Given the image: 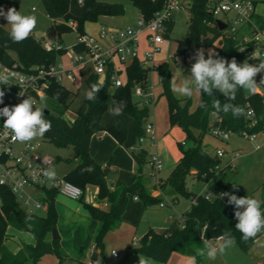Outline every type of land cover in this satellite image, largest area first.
Segmentation results:
<instances>
[{
    "label": "trees",
    "instance_id": "trees-1",
    "mask_svg": "<svg viewBox=\"0 0 264 264\" xmlns=\"http://www.w3.org/2000/svg\"><path fill=\"white\" fill-rule=\"evenodd\" d=\"M141 15L147 19L152 18L155 13L164 7V0H131ZM208 0H191L189 7L188 32L185 38L178 40L175 56H182L186 64L191 68L194 63L193 54L197 49H213L219 57L228 61L233 58L238 64L245 60L252 64L249 57L259 44L255 41L241 43L236 33H229L227 30H220L215 24L216 17L207 9ZM264 2L257 0L256 4ZM47 14L54 22L47 29V38H38L30 35L22 43H13L9 37L10 31L0 24V60L12 65L17 63L24 71H30L36 66H49L58 62V57L63 55L65 50L48 51L44 47L45 39L56 40L63 34L73 31L68 24L69 20L76 23L77 32L85 33L87 22H96L99 17L105 15L121 16L125 14V6L122 2H105L100 0H83L80 5L78 0H43ZM11 0H0V7L8 8ZM254 25L258 30L264 31V15L256 14L253 17ZM174 26L173 18L167 22L165 37L169 35ZM77 52H82L80 45L74 44ZM188 58V60H187ZM208 58V56H207ZM253 65V64H252ZM161 74L163 92L168 99L170 122L172 125H179L192 137L194 144L188 149L183 148L180 143L181 157L174 165L169 176L161 183L162 187H171L177 196L184 195L191 197L190 209L182 217L174 219L167 228L162 231L149 230L142 238L138 246L129 247L124 258L133 254H139L145 259L157 260L166 263L173 252L195 256L197 263H202L206 256H199L197 253L205 248L201 238L204 225L208 224V231L204 233V239L212 242L223 232L230 231L236 239V243L244 251H249L257 237L244 241L241 238L235 225L238 223L234 216V205L228 204L227 197L219 198V193L228 192L236 195V191L229 188L224 181L223 172L228 165L222 167L218 172L216 166L221 163V157L216 152L211 153L203 144V136L211 133L213 127L220 126L231 132L248 131L250 133L264 132V90L257 94H246L243 88H238L237 97L234 101L228 100L219 91L214 90L212 97L199 92V102L194 110H191L192 99L190 97L179 98L170 87L171 69L167 61L155 66ZM150 69L144 68L137 60H134L127 68V81L111 91L112 68L109 67L106 77L100 81L94 71L85 79L84 83L90 89L91 84L103 82V88L99 91L96 101L86 99V94L75 110V117L68 120L65 115L71 109L74 101L73 92L59 81L52 79L45 92L46 101H42L44 118L51 122V130L43 136L58 147L72 146L74 156L64 159L67 162H74V166L64 176L67 180L80 186L84 194L79 201L94 219L100 222V229L95 238V246L102 248L106 234L116 229L123 222V213L132 195L142 201L144 208L154 203H159L161 198L150 194L146 189V181L150 174L148 167L149 151L138 145V150L131 151L137 165L136 179L132 184H123L118 187H111L107 179L108 165L104 166L97 162L91 154L92 137L100 131H108L119 143H124L127 132L119 129L116 125L105 126L103 117L109 107V100L118 104L123 101L125 107L123 113L133 117L135 121V138L145 135V123L149 117V106L141 105L134 99L133 89L140 83L145 86ZM264 79V73H259L255 81L260 83ZM264 86V85H262ZM1 90V86H0ZM58 94V99H57ZM213 98L219 99L221 104L229 102L245 107L249 102L256 112L257 123L252 125L251 121L244 116L234 119L231 114L220 112L214 115ZM207 104V110L200 107L201 103ZM193 130L199 131V136L193 134ZM60 161L57 158L55 162ZM93 166L91 173L82 172L87 166ZM197 173L198 180L208 183L207 191L213 194L212 199H207L204 194H197L187 186V178L192 171ZM152 177V176H151ZM90 186L97 187V200H107L108 209L88 202L84 195ZM2 201L0 207L3 214H0V264H37L46 254H54L60 261L67 257L61 244L60 238L53 237V229L56 228L58 213L55 205L57 192L47 191L46 215L41 216L31 213L22 208L16 201L15 195L7 187H0ZM264 211V202L261 203ZM243 211V209H240ZM14 227L20 231L28 232L35 238L34 243H22L17 252L11 251L5 242L9 238L8 228ZM264 260V258H263Z\"/></svg>",
    "mask_w": 264,
    "mask_h": 264
},
{
    "label": "rangeland",
    "instance_id": "rangeland-1",
    "mask_svg": "<svg viewBox=\"0 0 264 264\" xmlns=\"http://www.w3.org/2000/svg\"><path fill=\"white\" fill-rule=\"evenodd\" d=\"M105 2H122L126 8V13L122 17H128V19H134L135 16L140 14L139 9L134 6L131 0H100ZM264 6V4L259 5V9ZM9 8H15L17 11H20L24 15H35L37 17V25L32 35L37 36L38 38H47V29L48 27L54 22L53 18L47 14L46 8L44 6L43 0H11V4L8 8L3 9L5 12ZM188 18H189V6L184 3V7L178 8L174 11L173 20L174 26L170 31L169 35L165 37L164 42L160 47V51L155 56L154 64L155 66L162 63L164 60H168L172 66L171 72V79L176 73L180 79L187 77L185 72L191 73L186 69V63L182 56L177 57V61L172 59V55L176 53V49L178 46V40L183 39L186 37L188 32ZM72 21L69 20L68 24L72 27L73 31L67 32L62 35L61 38L56 39V42H61L67 51L58 57V62H64L68 64V58L72 52V46L77 41V28H74ZM100 22V21H99ZM88 23L86 26V30L89 32H95L98 28H100V23ZM0 23L3 27L10 31L11 26L8 25V21L3 17L0 16ZM117 24V25H116ZM115 26H125L126 23L120 25L116 23ZM249 34L248 28L245 27L241 29L238 34L237 38L240 42H243L244 36ZM51 40V39H45ZM210 50V49H208ZM208 50L205 53V58L207 59ZM213 50V49H211ZM153 66L148 71V77L145 82V86L155 94V101L148 105L150 112L149 117L153 119L156 125H158V133L156 134V142L162 138H165V144L170 149V152H180V143L184 142L183 148L188 149L190 146L194 144V140L192 137H188L186 132L184 133L180 126L172 125L170 122V113L168 108V99L163 92V85L160 84L161 74L157 68ZM182 74H181V71ZM94 71L92 63H89L83 70L77 72V80L75 83L66 82V85L72 89L73 91L77 92L76 95H73L74 101L71 105V109L66 113L65 117L68 120H72L75 116V110L81 104L86 92L88 91V86L83 82L84 79ZM183 75V76H182ZM191 75V74H190ZM258 85L260 83L256 82ZM112 88V87H111ZM110 88V89H111ZM259 88L264 90V86L260 85ZM113 89V88H112ZM246 94H249L246 89H244ZM133 96L135 100H138L135 96L134 89H133ZM182 97V96H181ZM192 99V107L197 106L199 102V92H193V96L190 97ZM114 106L113 99L109 100V107L103 117V124L105 126H109L111 124L116 125L117 128H121L127 132L126 138V145L123 150L126 153V156H132L131 148L134 147L132 143L136 140L135 137V121L133 117L122 114L119 116H114L109 113V108ZM39 108H43V105ZM148 121V120H147ZM123 126V127H120ZM173 127H177L176 132L170 134V129ZM131 133H130V132ZM180 131V132H179ZM100 134L105 133V131L98 132ZM133 133V134H132ZM169 133V134H168ZM107 134V133H106ZM110 135V133H108ZM131 134V135H129ZM193 134L195 136H199L198 130H193ZM34 142H38L39 146L37 148V153L42 154H49L50 156L54 157L55 160L60 158V161L55 162L54 168L60 174L66 173L71 167H73L72 162H67L64 159H69L74 156V149L72 146L68 147H58L48 141H45L44 138H36L33 140ZM137 141V140H136ZM128 142V143H127ZM124 143V144H125ZM139 145V143H136ZM142 147L145 144H148L147 141L142 143ZM203 144L207 150L211 153H215L217 149H223L226 151V154L221 157V167H224L231 163L232 166H228L225 171L223 172L224 181L228 184L229 188L233 191H236L239 197H253L258 199L261 203L264 202V132H256L254 138H250L248 136L243 135L240 132H231L230 137L228 140H222L212 133H207L203 136ZM99 145V144H98ZM140 146V145H139ZM104 144L99 145V151L102 155V160H104L105 164L110 159V156L114 155V150L105 148L108 151H105ZM148 151H151L152 148L148 145ZM137 151L138 149H134ZM234 154V156L231 155ZM237 154V155H235ZM100 155V156H101ZM131 155V156H130ZM164 158V157H163ZM112 161L116 163L119 162V159L113 158ZM123 159L120 161L122 164ZM119 162V164H120ZM120 164V166H122ZM119 168V165H118ZM125 168V167H123ZM170 171V168L165 167V169L161 172L162 177L166 176V174ZM130 172V171H128ZM113 172L108 171L109 176V183L113 182L114 175ZM107 174V175H108ZM159 177V174H158ZM153 178V177H152ZM134 182V181H133ZM132 182V183H133ZM129 183V184H132ZM188 186L191 190H193L197 194H204L207 191L208 183L197 180L193 176L189 175L187 178ZM235 184V187L233 186ZM128 185V184H127ZM161 185V184H160ZM162 187V186H161ZM163 188V187H162ZM167 190L173 192V189L167 186ZM88 194L86 193L84 197L88 198L89 191L87 190ZM173 194V193H172ZM171 193L163 194V199L167 206L160 207L158 203L152 204L149 208L146 209L145 215L142 219V222L136 228L137 233H135V237L138 239V242L142 240L144 234L147 230L150 229V226L155 228L157 231H162L171 220L170 217L172 215L178 217L185 213L192 202L191 197H187L184 195H179L178 200L172 199ZM61 195V194H59ZM165 195V196H164ZM65 200L76 203H80L79 200H74L68 198L64 195ZM38 215L44 216L46 215V210H38L34 211ZM0 214H3V210L0 207ZM153 221L154 224L150 225L149 221ZM57 233L60 236L62 247L64 251L69 255V258L62 264H80L78 259V253L81 252L80 250H84L81 248V244H77L73 241L74 234L71 232H67L69 226L66 223L59 222L56 226ZM13 235V239H7L5 245L13 252H17L18 250V243L22 245V243H34L35 238L32 234L28 232L20 231L14 227H9ZM9 233V231H7ZM62 232V233H61ZM111 235V234H110ZM108 237V236H107ZM134 238V237H133ZM11 240V241H10ZM121 241L118 240V237L109 236V238H105L104 244L106 248L104 249V256L106 259L109 257L112 248H114L120 257L117 259V262L114 264H127L126 258H124L125 253L121 250L120 243ZM213 245H217L218 241L215 240L211 242ZM94 251V250H93ZM92 254V253H91ZM89 258L91 261H95L97 264H102V254L99 251H95L94 255L89 254ZM264 258V233L259 236L253 245V247L249 251H244L241 247L236 243V245L226 251L224 255H218L215 260H209L207 257L204 258L201 264H257ZM42 260V259H41ZM40 262V261H39ZM108 262V261H107ZM49 264V261L48 263Z\"/></svg>",
    "mask_w": 264,
    "mask_h": 264
},
{
    "label": "built area",
    "instance_id": "built-area-1",
    "mask_svg": "<svg viewBox=\"0 0 264 264\" xmlns=\"http://www.w3.org/2000/svg\"><path fill=\"white\" fill-rule=\"evenodd\" d=\"M256 1L208 0L207 9L216 17V25H218L217 19L226 23L225 30L229 33H236L247 27L249 34L244 36L241 43L257 42L259 46L250 53V57L255 52L260 59L264 60V31L258 30L253 22V17L257 14ZM184 3L190 7L191 0H164V7L150 19L141 15L132 25L123 27L102 25L96 34L77 33L75 44L82 46L83 51L77 52L73 45L69 64L57 62L49 66H36L27 72L22 70L17 63L7 65L0 60V74H6L9 77L7 85L0 83L1 90L5 93L3 103H0V109L5 106L11 108L28 97L34 100V107L39 108L40 105H43L41 97L45 95L52 79L62 84L66 79L75 83L77 71L83 70L89 63H92L94 72L98 74L100 81L106 77L108 69L111 67L112 87L122 86L124 81L121 78L118 63L125 66L137 60L146 69L155 66V56L165 40L167 22L173 18L176 9L184 7ZM70 24L76 28L75 22ZM142 39L146 42L145 48L141 47ZM44 47L48 51H67L61 42L55 40H45ZM259 58L250 59V61L253 65H258L261 62ZM134 93L141 105H150L155 101V94L143 84H136ZM246 111L251 112V115L247 117L251 124H256V112L249 102L246 104ZM5 119L0 116V187L10 189L18 204L31 213L46 210L48 190H55L58 194L80 200L84 194L83 189L67 180L64 175L57 174L55 181H49L43 177L42 170L49 166L53 167L55 158L49 154H38V142L20 143L14 141L11 132L4 128ZM144 127L145 135L139 137L137 142L141 146L143 142L149 140L151 145H155L154 123L147 121ZM210 132L222 140H228L231 133L230 130L220 126L211 128ZM241 133L250 138H254L256 135V133L248 131ZM138 148L136 144L131 148V151ZM216 154L223 157L226 151L217 149ZM231 155L234 156L233 153ZM228 166H232L231 163ZM148 167L151 176L158 179V174L163 169V159L157 152L149 153ZM216 169L218 172H222L221 165L216 166ZM204 195L207 199L214 197L210 191H206ZM1 201L0 194V205ZM163 205L164 203H161V206ZM180 221L183 225L184 218L181 217ZM133 245H139L136 237L133 239ZM114 256H118V254L115 252ZM257 264H264V260L262 259Z\"/></svg>",
    "mask_w": 264,
    "mask_h": 264
},
{
    "label": "clouds",
    "instance_id": "clouds-1",
    "mask_svg": "<svg viewBox=\"0 0 264 264\" xmlns=\"http://www.w3.org/2000/svg\"><path fill=\"white\" fill-rule=\"evenodd\" d=\"M80 5L83 0H78ZM0 16H3L8 25L11 26L9 37L13 43H22L34 31L37 25V17L35 15H24L15 8H9L6 12L0 7ZM259 56L253 52L250 59H257ZM194 63L191 64V75L181 80L174 73L170 87L174 94L182 97H192L194 90L203 92L212 97L213 91L217 90L223 94L228 100L234 101L237 97L238 88H243L249 94H257L260 85H264V79H261L258 85L255 77L259 73H264V60L260 59L258 65L249 64L245 60L242 64H238L235 58L228 61L219 57L213 50H208V58H205L203 49H197L193 54ZM181 71V70H180ZM182 74V71H181ZM9 77L6 74H0V83L8 84ZM103 88V82L93 83L86 92V99L96 101L99 91ZM5 93L0 90V103H3ZM47 97L42 96L41 100L46 101ZM58 99V94H57ZM34 100L30 97L24 99L18 105L11 108L5 106L0 109V116L5 117L4 128L9 130L14 141L20 143H29L36 138H42L46 132L51 130V122L44 118L45 112L43 108L34 107ZM125 104L123 101L109 108V113L114 116L123 114ZM201 108L207 110V104L201 103ZM214 115L218 116L220 112L231 114L234 119L241 116L247 118L251 115L250 111H246L244 106L234 103H223L219 99L213 98ZM95 169L93 166H87L82 172L91 173ZM42 175L49 181H55L56 170L49 166L42 170ZM235 187V184H233ZM227 197L228 204L234 205V216L237 219L236 230L241 233L244 241L257 237L258 234L264 233V211L261 209V202L253 197H237L228 192L219 193V198ZM240 209H243L241 211ZM208 231V224L204 225L201 232V238L204 241L205 248L200 250L197 255L206 256L209 260H215L218 255H224L226 251L236 245V239L230 231L223 232L217 237L218 244L213 245L209 240L204 239V233ZM115 255V252L112 253ZM139 264H149L147 259L139 258ZM189 264H196V257H191Z\"/></svg>",
    "mask_w": 264,
    "mask_h": 264
},
{
    "label": "crops",
    "instance_id": "crops-1",
    "mask_svg": "<svg viewBox=\"0 0 264 264\" xmlns=\"http://www.w3.org/2000/svg\"><path fill=\"white\" fill-rule=\"evenodd\" d=\"M260 4H264V2H259L257 4V13L264 15V6H262L259 9V5ZM125 13H126V8H125ZM122 16L123 15H121V16L105 15V16L99 17L98 21H96V22L100 21L99 22L100 23L99 27H101L102 25L114 26V27H123V26H115V24L118 23V24L122 25V24L126 23L125 26L132 25L141 16V13L138 16H135L134 19L133 18L132 19H128V17H122ZM96 22H87L85 24V32H89V31L86 30V26H87L88 23H96ZM98 31H99V28L95 32H89V33L96 34V33H98ZM141 47L142 48L146 47V42H145L144 39H142ZM70 57L71 56H69V58H68V64L70 62V60H69ZM177 57L178 56H175V54L172 55V59L174 61H177ZM184 60H185V58H184ZM165 61H167L169 63V66H170V69H171V72H172V66H171L170 62L168 60H164L163 62H165ZM184 62L186 63V61H184ZM177 64H178V61H177ZM128 66L129 65H125L124 66V65H121L120 63H118V67L121 70L120 75H121V78L123 79L124 83L127 81V68H128ZM185 68L186 69L188 68V71L190 70V68L188 67L187 64H186ZM77 72H80V71H77ZM190 74L191 73L185 72V75L187 77L190 76ZM66 82H69V83H72V82L69 81L68 79H66L65 83L63 84L68 89H70L66 85ZM159 83L161 84V80H160ZM112 88H111V91L114 90V87H112ZM70 90L73 91L72 89H70ZM258 91L260 92V91H262V89L258 88ZM73 92H75V91H73ZM175 95L177 97H179V98H184V97H181V96H179L177 94H175ZM168 108H169V105H168ZM195 108H196V106L191 108V110H194ZM148 121H151V122L154 123V125H155V135H156L158 133V131H159L158 125L155 124L153 119L148 118ZM120 127H123V126H120ZM176 128L177 127H173V129H170V131H169L170 134L173 133V132H176V130H179V129H176ZM180 128L184 132L182 127H180ZM104 131H105V133H102V134L97 133V134H95L92 137V140H91V154H92V156L95 158V160L97 162L101 163L102 165H104V166L108 165L109 173L113 172L112 174L114 175V179H113V182H112L113 186L110 185L111 187H115L116 188V187H118L120 185H123V184L132 183L133 181H135L136 174H137V165H136V162H135L133 156L130 155L131 157H129V160H128V157L126 156V153L123 150V148H125L124 145H126V143L125 142H124L125 144L124 143H122V144L119 143L116 140L115 137H113L111 134L110 135L108 134L109 133L108 131H106V130H104ZM129 135H131V134H129ZM165 138H162V139L158 140L155 143V145H151L150 141L146 140L148 142V144L144 145V148H146V149L148 148V145L152 148V150L149 151V153L150 152H157L158 155L163 159V169L159 172L158 179H154L151 176H149L147 178V181H146V189H147V191L150 194L155 195V196H159L161 198L160 202L158 203L160 207L167 206L165 204L164 199L162 198L163 194H165L167 192L171 193V194L173 193L172 194V199L173 200H178V196H177V194L175 193L174 190H173V192L168 191L167 190V186L162 188L161 185H160L169 176V174L172 171L174 165L178 162V160L181 157V151L180 152L179 151L178 152H174V153L170 152V149L165 144ZM136 143H137V141L135 140L134 143H132V144L136 145ZM98 144L99 145L100 144H104L105 148H109V149H113L114 150V152H113L114 155L112 154L110 156V159L108 160V162H106V164H105L104 160H102L103 158H102V155H101V153L99 151V145ZM105 148H103V149H105ZM105 151H108V150L105 149ZM113 158L119 159V162L123 159L122 164L120 162V164L122 166H120L119 162L116 163L115 161H112ZM72 165L74 166V162L72 163ZM118 165H119V168H118ZM123 167H125V168H123ZM165 167L170 168V171L166 174V176L162 177L161 172L165 169ZM71 169H72V167L69 170H71ZM68 171H66V173ZM128 171H130V172H128ZM56 173L58 175H62L59 172H57V170H56ZM66 173H64L63 175H65ZM109 176L110 175L108 174L107 175V179L108 180H109ZM191 176H193L195 179L198 180L197 173H196L195 170L192 171ZM187 186H188V183H187ZM188 188L190 189L189 186H188ZM88 191H89V195L90 196H88V198L85 197L84 200H86L88 202H91V203H94L96 205H99L103 209H108L109 208V203H108L107 200L102 201V202L101 201L99 202L97 200V187L90 186L88 188ZM87 194H88V192H87ZM80 203L81 204L76 203L75 201H73V202L67 201V200L64 199V197H62L58 193H57L56 199H55V205H56V209H57V213H58V221L62 222V223H66L69 226V229L67 230V232H71L72 234H74L73 241L75 243H77V244H81V248L84 249V250H80L81 252H79L77 254L78 257H79V259H78L79 263L80 264H90V263L97 264L95 261L93 262L89 258V254L90 255H94V252L97 250V251H99L102 254V261H103L102 264H114L115 262H117V259L120 257V255L117 253V251L114 248H112L110 254L108 255L109 257L106 259V257L104 256V249L106 248L105 244H104V246L102 248H97L95 246V238H96V235H97V233H98V231L100 229V222L98 220L94 219L93 217H91V215L88 213V211L84 208L83 203L81 201H80ZM161 203H164V205L161 206ZM191 204H192V202H191ZM149 207H147V208H149ZM190 207H191V205H190ZM190 207H189V209H190ZM147 208H144L143 203H142L141 200H139L138 198H136V197L131 195L129 197L128 203L126 205L125 211H124L123 216H122L123 217V222L116 229L109 231L106 234L105 238H109V236H114V237L117 236L118 240L121 241L120 242L121 243L120 244L121 250L125 253L126 250L129 247L134 246L133 245V239L135 238V233H137L136 228H138L137 226H139V224L142 222V219H143V217L145 215V212H146ZM182 215H180L178 217L172 215L170 217L171 220L168 222L167 226L174 219L181 218ZM58 221H57V223H58ZM148 223H150V225L154 224V222L151 221V220ZM167 226L162 231H164L167 228ZM151 229L155 230V228L150 226L149 230H151ZM149 230H147V232ZM8 231H9V233H8L9 234V238L8 239L14 240L13 239V235H12L11 231L9 230V228H8ZM155 231H157V230H155ZM162 231H159V232H162ZM59 238H60V236H59ZM105 238H104V240H105ZM213 241H215V240H213ZM26 243H28V242H26ZM140 243H141V241H140ZM60 244L62 246L61 239H60ZM18 245H20V246H18V250H19L20 247H21V243L20 244L18 243ZM113 251H115L118 254V256L112 255ZM191 257L192 256L181 254L179 252H173L170 255V257H169V259H168V261L166 263H161V262H159L157 260H153V259H147V260H148L149 264H189V261H190ZM68 258H69V255L67 254V257L65 259H63V261H60L56 255H54V254H46L45 256L42 257V260H40V262H38L37 264H47L48 261H49V264H62ZM139 258L145 259L144 257H142L139 254H133V255L129 256L128 258H126L127 259L126 263L127 264H139ZM196 264H201V263H197L196 262Z\"/></svg>",
    "mask_w": 264,
    "mask_h": 264
},
{
    "label": "water",
    "instance_id": "water-1",
    "mask_svg": "<svg viewBox=\"0 0 264 264\" xmlns=\"http://www.w3.org/2000/svg\"><path fill=\"white\" fill-rule=\"evenodd\" d=\"M217 24H218L220 30H225L226 29L227 25H226V23L223 20L217 19ZM48 112H49L48 110L45 111V113H48ZM110 185L113 186V183H110ZM53 237L54 238H58L59 237L56 228L53 229Z\"/></svg>",
    "mask_w": 264,
    "mask_h": 264
}]
</instances>
